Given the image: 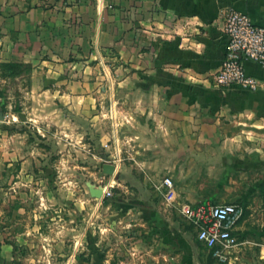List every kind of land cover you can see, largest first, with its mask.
Listing matches in <instances>:
<instances>
[{
    "label": "crops",
    "instance_id": "0c3cea01",
    "mask_svg": "<svg viewBox=\"0 0 264 264\" xmlns=\"http://www.w3.org/2000/svg\"><path fill=\"white\" fill-rule=\"evenodd\" d=\"M228 9L264 26V0H0V64L29 67L27 89L7 99L25 98L31 110L22 112L26 120L20 124L10 123L12 112L2 110L0 182L11 174L15 181L13 192L0 187V195L12 194L19 200L16 212L26 211L25 178L51 171L23 152L22 127L29 124L40 133H53L49 126L59 115L63 125L57 132L67 141L75 134L79 140L84 130L80 125L93 122L95 140L105 146L115 173L125 180H159L165 175L177 179L190 164L222 162L261 169L264 69L246 63V72L263 82L257 90L217 87L211 80L226 53L223 23ZM117 60L125 63L127 99L136 111H91L106 94L102 87L116 83L112 68H118ZM13 77L19 81L22 75ZM52 104L70 111H52ZM105 124L108 134L102 130ZM123 188L131 195L154 192ZM102 200L97 199L92 219L82 223L66 218L60 235L46 234L40 255L31 249V231L16 222L12 235L0 234V264H166L164 249L172 244L179 251L178 264L200 263L197 250L203 243L194 225L184 229L168 221L158 203L122 199L121 193L104 205L109 216L118 219L99 222ZM135 213L140 221L128 217ZM252 222L245 215L238 223V242L249 236ZM137 225H146L147 234L130 237L120 230L133 232ZM97 229L113 235H97ZM131 239L136 246L128 248ZM143 246L146 253L140 252ZM237 247L229 264L244 258ZM259 253L262 259L264 246Z\"/></svg>",
    "mask_w": 264,
    "mask_h": 264
},
{
    "label": "rangeland",
    "instance_id": "374dc122",
    "mask_svg": "<svg viewBox=\"0 0 264 264\" xmlns=\"http://www.w3.org/2000/svg\"><path fill=\"white\" fill-rule=\"evenodd\" d=\"M116 65L118 68H112L116 83L102 87L103 92L106 94L101 101H96V109L92 108L91 111H136L133 101L127 99L130 93H126L125 63L117 60ZM12 69H14L16 75H22L19 81H13L14 77L10 76ZM28 74L29 67L27 66L22 65L20 68H13L0 64V111L3 108L12 112L10 123L20 124L18 113L31 111L27 99H7L9 96L27 89ZM49 108L52 111H70L61 109L57 104H52V108L51 106ZM62 118L61 115L55 117L53 124L49 126L51 129H55L53 133L48 131L40 133L29 124L22 127L21 132L26 142L23 145V152L39 158L43 170L45 171L44 167L47 166L51 172L45 176L44 172L37 171V176H33V179L32 177L29 178L30 174L25 178L23 187L28 192L23 197L25 212H16L15 204H18V198H15L12 194L0 195V234L6 232L12 235L13 231L16 230L14 224L19 222L21 225L19 227L23 228V231H31L28 234V236L34 238L31 249L40 255L45 252L44 238L46 234L49 235L53 231V236L60 235L62 231L61 222L66 218L82 223L93 218V208L97 199L90 196L86 183L90 181L97 186H102L113 179L112 197L116 193H121L122 199L135 200L139 198L147 204L158 203L163 207L166 219L179 224L184 229L191 226L184 215L186 206H194L203 202L204 199H208V201L215 204L244 203L246 207L245 215L251 217L253 222L249 236L245 237L243 242L239 241L237 249L244 254V258L238 263L264 264V257L259 258V250L264 246V163L261 169L258 170H253L252 166L242 168L238 164H225L222 162L190 164L184 170L188 172L183 173L177 179L165 175L159 180H125L120 173L119 175L115 174L113 177L103 173L102 166L105 163L106 148L100 146L95 140L93 122L85 121L80 125L83 126L84 130L80 133L79 140L77 134H75L72 139L67 141L66 136H63L60 131L57 132V129L61 130L63 125ZM71 122L76 124L75 120ZM102 128L108 134L109 125L105 124ZM8 130V135L12 137L15 129ZM97 133L100 134V132ZM9 146L8 149L12 152V140L11 143L9 142ZM46 159H48L47 165L45 164ZM165 178L171 179L172 185L170 187L164 185ZM14 181L13 174H11L5 182H0V187L6 188V190L10 189L13 192ZM123 187L134 188L135 190L143 188L154 192L151 195H131L126 194ZM32 188H34V191L30 195ZM190 198L195 200L190 201ZM108 200L110 198L102 200L103 208L96 218L99 222H111L118 219L109 216L108 212L110 210H106V207H104ZM128 217L137 221L141 220L137 213L135 215L129 214ZM133 229V232H129L131 228H120L121 231H126L123 234H129L130 237L147 234L146 225H137ZM97 231V235H99L102 230L97 229ZM101 234L113 235L107 230ZM135 240L136 238L134 242ZM126 245L128 248L136 246V244H133L132 239L128 240ZM203 245L198 247L197 250L198 260H200V263L197 262V264L230 263L218 262ZM47 246L50 247V244ZM174 246L173 244L172 246L168 245L164 249L166 264L179 263L177 259L179 251ZM21 251L24 250L21 249ZM140 252L146 253V247H141ZM207 252H209V255Z\"/></svg>",
    "mask_w": 264,
    "mask_h": 264
},
{
    "label": "built area",
    "instance_id": "2783aa9c",
    "mask_svg": "<svg viewBox=\"0 0 264 264\" xmlns=\"http://www.w3.org/2000/svg\"><path fill=\"white\" fill-rule=\"evenodd\" d=\"M223 31L227 36L226 53L220 67L211 75L212 83L217 87L238 85L257 90L263 82L246 72V63L254 62L264 69V26L254 24L245 13L228 9L224 15ZM164 185L170 187L171 179L165 178ZM113 186V179L102 185L103 199L113 196ZM245 212L241 204H215L210 201L184 209L185 217L197 229L198 241L221 263H229L239 245L234 231Z\"/></svg>",
    "mask_w": 264,
    "mask_h": 264
},
{
    "label": "water",
    "instance_id": "95a60500",
    "mask_svg": "<svg viewBox=\"0 0 264 264\" xmlns=\"http://www.w3.org/2000/svg\"><path fill=\"white\" fill-rule=\"evenodd\" d=\"M2 115H3V112L0 111V120H2ZM18 117L22 121L26 120V117H25L24 113H22V112L18 113ZM104 159L106 162L102 166L103 173L108 175V176H113L114 174H116L115 173L116 166L114 164L110 163L109 159L106 156H104ZM86 185H87L89 194L92 198L103 199V187L102 186H97L90 181H88L86 183Z\"/></svg>",
    "mask_w": 264,
    "mask_h": 264
},
{
    "label": "trees",
    "instance_id": "16d2710c",
    "mask_svg": "<svg viewBox=\"0 0 264 264\" xmlns=\"http://www.w3.org/2000/svg\"><path fill=\"white\" fill-rule=\"evenodd\" d=\"M3 66L13 67V68H20L22 65H20V64H3ZM14 75H15L14 69H12L11 72H10V76H14ZM1 110L4 111L3 108H1ZM240 204L245 206L244 203H240Z\"/></svg>",
    "mask_w": 264,
    "mask_h": 264
},
{
    "label": "bare ground",
    "instance_id": "6f19581e",
    "mask_svg": "<svg viewBox=\"0 0 264 264\" xmlns=\"http://www.w3.org/2000/svg\"><path fill=\"white\" fill-rule=\"evenodd\" d=\"M98 200H101V199H98Z\"/></svg>",
    "mask_w": 264,
    "mask_h": 264
}]
</instances>
